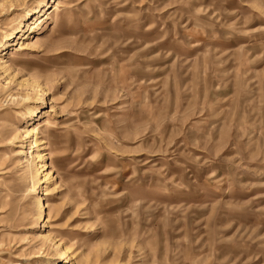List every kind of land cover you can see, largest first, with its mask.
<instances>
[{
    "label": "rangeland",
    "instance_id": "obj_1",
    "mask_svg": "<svg viewBox=\"0 0 264 264\" xmlns=\"http://www.w3.org/2000/svg\"><path fill=\"white\" fill-rule=\"evenodd\" d=\"M0 264H264V0H0Z\"/></svg>",
    "mask_w": 264,
    "mask_h": 264
},
{
    "label": "bare ground",
    "instance_id": "obj_2",
    "mask_svg": "<svg viewBox=\"0 0 264 264\" xmlns=\"http://www.w3.org/2000/svg\"><path fill=\"white\" fill-rule=\"evenodd\" d=\"M49 14V13H48ZM30 134L31 133H36L37 132V128L36 127H34V128H32L31 130H29L28 131ZM44 154V153H43ZM45 178H47V175L45 176ZM48 207V204H46V205H44V207H42V212H43V210L45 209V208H47Z\"/></svg>",
    "mask_w": 264,
    "mask_h": 264
}]
</instances>
